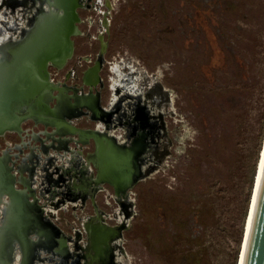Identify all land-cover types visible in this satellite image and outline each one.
Returning a JSON list of instances; mask_svg holds the SVG:
<instances>
[{
    "label": "rangeland",
    "instance_id": "rangeland-1",
    "mask_svg": "<svg viewBox=\"0 0 264 264\" xmlns=\"http://www.w3.org/2000/svg\"><path fill=\"white\" fill-rule=\"evenodd\" d=\"M88 2L90 8L78 10L84 35L72 37L74 57L52 77L64 83L66 68L74 67L78 78L65 84L75 85L96 61L101 87L95 85L93 93L102 105L114 96L120 110L127 108L146 125L152 135L149 158L141 172L131 166L127 189L118 181V190L87 182L96 174L89 160L82 164L93 148L87 134L93 120L76 118L92 116L98 107L83 102L53 112L60 92L66 103H75V89L65 91L59 83L44 102L10 101L11 111L29 110L34 118L19 122L18 132L0 135L1 181L24 188L20 176L28 183L34 167L45 172L48 187L17 194L38 221L40 203L27 199L37 196L43 203L45 193L55 206L59 193L70 195L65 177L84 179L83 206L65 203L49 217L70 234L73 227L81 230L83 218L97 215V229L118 243L116 264H240L264 159V0ZM1 50V60L7 59L6 47ZM82 55L90 61H80ZM138 93L155 110L151 123ZM110 114L98 115L107 123ZM55 115L81 131L60 129L50 120ZM113 163L101 178L114 171Z\"/></svg>",
    "mask_w": 264,
    "mask_h": 264
},
{
    "label": "flooded vegetation",
    "instance_id": "flooded-vegetation-1",
    "mask_svg": "<svg viewBox=\"0 0 264 264\" xmlns=\"http://www.w3.org/2000/svg\"><path fill=\"white\" fill-rule=\"evenodd\" d=\"M70 1L75 6L74 12L76 19L74 21V25L77 30L76 33H73L70 36L72 52L60 67L51 63L48 64L47 70L44 72V76L47 75L49 79L48 82L44 83L47 86V91L44 93V95L43 93L39 94L38 97L40 100L37 101L44 102L43 99L49 95L50 90L55 88V86L59 87L57 84L60 83L62 85L60 87L65 89V91H68L69 88L75 89V96H71V99L75 98V103L72 102V105L66 103L63 92H60L59 95L55 97L57 100V106L55 109H53V112H55L56 109L58 110V108L61 106L76 108L77 105L83 104V102L88 103L93 108H95L96 105L98 109L93 113L92 116L81 113L78 114L76 118L83 119L85 116L87 119L93 120V126L87 133L89 139L92 140L93 148L91 152H88L86 158L82 160V164L83 162L89 160L96 169V174L89 177L87 182L98 186H100L99 184L101 183H109L115 190H118V186L111 182V180L115 179L121 184V186H123L124 189H127L132 183L128 181L127 176L118 177L117 173L121 171V174L122 172L126 174L128 171L129 174V170H131V166H134V164L139 172L142 171V163L149 158L148 153L151 149L150 146L152 143L150 138L152 135L147 131L146 125H144L142 121L133 115V112L130 110L128 111L125 107L120 110L121 104L120 102H116V98L114 96L108 100L107 105H102L100 102H98V94L95 95L92 91V88L95 85H98L99 88L101 87L99 77L96 78V71L98 68V63L96 61L86 66L82 70L79 77L80 83L69 86L65 84L67 80L78 78L76 68L74 67L66 68L64 74L62 75L63 80L66 82L61 83L55 79L56 76H59L60 70H62L74 57L75 47L72 37L84 35V33H80L81 29L79 27V24L84 23V20L81 19L78 10L90 8V3L88 0H64L66 3ZM54 5L55 0H0V59L3 57L1 47H6L9 57L10 50L15 49L17 46L25 42L27 34L35 26L36 17H44V15H49L52 10L56 9ZM98 56H100V52ZM81 60L87 62L90 61L87 55H82L80 61ZM79 65H82L81 62ZM49 66L53 68L52 71L48 70ZM77 86L79 88H77ZM84 86H86L88 89L86 92L83 90ZM111 87V89H113L115 86L113 87L112 85ZM126 89H128L126 93L130 96L134 94L132 91L133 89H131L130 86H127ZM140 95V93L137 95L139 96L138 104L143 106V109L147 115L146 124H148L152 122L151 116L155 114V110L147 103V101H144L143 103ZM109 111L111 112L110 121L106 123L101 120L98 114L99 112ZM120 114H122V116H120ZM30 118L32 119L34 117L32 116ZM30 118H27L24 121ZM50 120L51 122L60 123V129L64 130L65 132L67 131L69 133L77 134L81 131L79 130V127L77 128L73 125H69V123L73 122L72 120L63 121L56 115L51 117ZM99 123L103 126L100 127ZM119 125L124 126V129L121 128L120 132L118 131L120 127ZM13 132H18V130H14ZM108 137H111L113 142L119 146L115 148L109 141L110 139H108ZM98 149H103L104 152L112 156L113 160H117L119 162L118 165L115 166L116 173L111 172L109 175L101 178L99 167L96 163H93L94 159L89 157V155L96 154L97 151L100 152ZM78 154H81V150L78 151ZM82 157L83 156H80V158ZM80 169H82V167H80ZM38 170L42 171V176L37 180L36 172ZM75 170L76 172L79 171V167L75 168ZM15 172L18 173L19 170ZM44 173L45 172L40 167H34L32 169L31 179H33V183L35 184H31V179L27 183V181L23 179L22 176H20L18 182L22 184L25 183V187L19 188L18 186H14L16 195L18 193L29 195L27 192L28 189H39V187H41L40 190H43L45 187H48V183L44 178H42L44 177ZM83 173L76 174L80 177H85ZM110 177L113 179L109 180ZM94 178H96V180L98 179L99 183H97ZM63 181L64 184L67 183L66 186H69L70 195H65L64 192L59 193V196L56 198L57 200H55V206H52L49 203L47 200L48 195L45 193L43 194L45 197V201L43 203L42 201H37V196L27 199L28 203H40V205H38L40 213L38 221H36L35 217L36 211H27L23 205L22 199L19 196L17 197L19 198V201L13 202L14 212L9 216L5 205L6 203H4L5 200H3V197L0 195V264H116L117 261L114 254L115 246H117L118 243L114 241V236L112 233L109 232V234H107V236L104 238H101V240L98 238L97 240L91 241L90 239L92 232L96 230L97 232L100 231L97 229V215L94 217H85V219L83 218L81 230H79V228L73 227L70 234L64 233L51 221L49 216H55L54 214L56 211L53 212L49 209L50 207L55 208V210H62L61 208L64 209L65 203L71 204L72 207L78 206L77 209L83 206V197L85 194L84 179L79 182L78 180H67V177H65ZM42 182L44 183V186L42 185ZM57 184L60 186L64 185L60 182ZM26 186L29 187L27 188ZM52 188L56 189V187H49L47 189L51 190ZM95 188L97 187L95 186ZM97 191H104V189H98ZM52 193L56 192L52 191ZM51 202L53 203L54 200ZM20 204L22 206L21 209L18 207ZM47 223H49L50 226H48ZM3 228H7L9 230H7L6 233H2ZM74 228L76 229L75 231H73ZM15 255H17L18 259H14Z\"/></svg>",
    "mask_w": 264,
    "mask_h": 264
},
{
    "label": "bare ground",
    "instance_id": "bare-ground-1",
    "mask_svg": "<svg viewBox=\"0 0 264 264\" xmlns=\"http://www.w3.org/2000/svg\"><path fill=\"white\" fill-rule=\"evenodd\" d=\"M54 6L56 9L52 10V12L49 15H44V17L41 16L36 17L35 26L27 34L26 40L23 44L17 46L13 50H10L9 57L7 59L4 60L0 59V103H1V99L2 102L4 101L5 99L4 94L7 92L8 89L9 90H12V88L16 89L15 91H17V94H21L22 90L24 89L31 91V89L39 88L40 91H43L44 88H47L46 84H44L45 83L44 72L47 70L48 64L51 63L53 65L60 67L66 61V59L71 55L72 44H71L70 36L73 33L77 32L76 27L74 25V21L76 19L74 12L75 6L73 5V3H71V1L66 3L64 2V0L63 1L55 0ZM43 70L44 72H42ZM0 111H1V106H0ZM30 117H31L30 112H26L24 115L19 116L18 114L12 115L7 111V118L6 119H3V117L0 118V135L6 131L18 130L19 122H22ZM99 151L100 152L97 151L96 154L89 155V157L94 159V160L92 159L94 161L93 163H96L100 169V172L103 173V171H108V168L110 167V163L113 160V158L110 154L104 152L103 149H100ZM113 161L115 163V165L113 163L114 166L118 165L119 162L117 160H113ZM263 165H264V159L261 168V173H262ZM114 170L115 171L113 172L116 173V168ZM261 173L258 181L257 191L255 195L252 214L250 218V223L246 235V240H245L240 264L243 263V256H244L246 242L252 221L253 211L256 203V197L258 193ZM122 174L120 171L117 173V176L118 177L129 176L128 171L126 174L123 172ZM41 176H42V171L38 170L36 172V178L39 179L41 178ZM111 179L113 178L110 177L109 180ZM94 180L96 181V178H94ZM113 181L116 180L115 179L111 180V182ZM0 195L3 197V200H5L4 203H6L5 205L7 208L8 215L9 216L12 215V213L14 212L13 202L19 201V198H17L18 195H16L14 185L3 184L0 180ZM49 209L52 210L53 212L55 211V208L50 207ZM107 234H109V232H105V231L97 232L96 230L92 232L90 239L91 241L97 240L98 238L101 240V238H104L105 236H107ZM17 255H15L14 259L17 258Z\"/></svg>",
    "mask_w": 264,
    "mask_h": 264
},
{
    "label": "water",
    "instance_id": "water-1",
    "mask_svg": "<svg viewBox=\"0 0 264 264\" xmlns=\"http://www.w3.org/2000/svg\"><path fill=\"white\" fill-rule=\"evenodd\" d=\"M42 72H44V70ZM15 90L16 89L13 88L12 90L8 89L7 92L4 94L5 99L3 102L1 99L0 118L3 117V119H6L7 111L12 115L18 114L19 116L24 115L26 112H30L29 110H26L24 113H19L17 110L11 111L9 109V103L11 100L30 98L32 100L37 101L40 100V98L38 97L39 94L43 93L44 95V93H46L47 91L46 88H44L43 91H40L39 88L31 89V91L24 89L22 90L21 94H17V91ZM30 116L32 117L31 112ZM242 264H264V165L261 173L256 203L253 211L252 221L249 229Z\"/></svg>",
    "mask_w": 264,
    "mask_h": 264
}]
</instances>
